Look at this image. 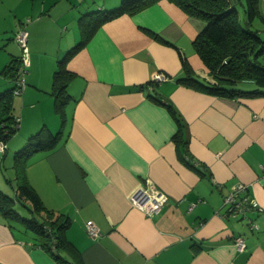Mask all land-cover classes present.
<instances>
[{
	"label": "crops",
	"instance_id": "1",
	"mask_svg": "<svg viewBox=\"0 0 264 264\" xmlns=\"http://www.w3.org/2000/svg\"><path fill=\"white\" fill-rule=\"evenodd\" d=\"M121 1L0 0V94L15 85L3 71L21 56L15 35L26 21L30 59L27 87L13 101L20 128L0 151V191L17 197L16 152L31 136L61 133L55 150L27 160L24 174L54 219L70 221L68 245L55 257L0 213V264H264V96L223 99L178 83L181 56L209 79L193 47L205 22L168 0L107 22L67 64L74 77L59 117L54 74L81 41L79 19ZM230 2L244 8V0ZM259 9L264 19V0ZM159 73L169 80L152 84ZM168 106L194 167L179 157L180 127ZM149 183L169 198L159 214L130 202ZM239 183L259 206L251 216L258 231L227 215L225 198ZM89 221L100 237L88 234ZM238 236L246 251L235 246Z\"/></svg>",
	"mask_w": 264,
	"mask_h": 264
},
{
	"label": "trees",
	"instance_id": "2",
	"mask_svg": "<svg viewBox=\"0 0 264 264\" xmlns=\"http://www.w3.org/2000/svg\"><path fill=\"white\" fill-rule=\"evenodd\" d=\"M158 1L160 0H122L117 8L90 12L79 19L81 41L58 62L54 74L53 94L56 97V111L61 119H65L66 106L70 98L67 86L74 77L67 69L69 61L90 42L104 24L122 15H136ZM168 1L176 4L188 16L206 23L193 41V47L208 70L209 79L208 81L200 79L188 60L181 56L184 76L178 80L179 84L223 99L264 96V19L260 15V0H246L245 25L242 24L238 9L231 5L230 0ZM256 21L261 23V30L254 28ZM156 38L161 39L159 36ZM20 57L3 71V75L15 83L11 90L0 94V142L6 145L14 138L21 124V121L17 122V117L12 114ZM168 109L180 127L174 136L179 157L188 166L194 167V163L193 165L190 163L192 160L189 142L184 136L183 124L176 111L171 106H168ZM60 134H53L50 130L42 128L31 136L26 146L16 152L14 167L19 181L17 197L12 198L0 191L1 215L9 221L18 220L23 223L40 239L41 247L55 257L68 245L65 231L70 221L61 220V217L54 219L53 214L46 210L28 183L24 171L27 160L35 153L46 150L51 152L56 149ZM16 203L26 207L32 217L30 219L20 217L15 210ZM42 213L44 217L41 220L38 215Z\"/></svg>",
	"mask_w": 264,
	"mask_h": 264
},
{
	"label": "built area",
	"instance_id": "3",
	"mask_svg": "<svg viewBox=\"0 0 264 264\" xmlns=\"http://www.w3.org/2000/svg\"><path fill=\"white\" fill-rule=\"evenodd\" d=\"M28 36L29 33L26 29V24H23L22 29L17 31L15 35V41L21 49V57L18 70V82L17 87L14 90V96H21L27 87V76L30 65ZM168 80V75L165 73H159L155 76L153 82L160 84ZM16 121L20 122L21 120L17 117ZM6 149L7 145L0 142V151L5 152ZM247 190L248 186L243 183H239L231 189L224 202L225 206H227V215L231 217H238L240 215L246 216L247 212L251 209H259L257 201L247 193ZM130 202L134 207L145 212L147 215H155L161 212L163 207L169 202V198L161 191L153 188L149 183L148 187H138L131 195ZM256 228L257 226L255 225L251 226L252 230ZM86 229L92 238L100 237L101 232L93 221L87 222ZM234 243L240 252L246 251L247 245L243 236L236 237ZM53 252L55 251L53 250Z\"/></svg>",
	"mask_w": 264,
	"mask_h": 264
},
{
	"label": "rangeland",
	"instance_id": "4",
	"mask_svg": "<svg viewBox=\"0 0 264 264\" xmlns=\"http://www.w3.org/2000/svg\"><path fill=\"white\" fill-rule=\"evenodd\" d=\"M117 7H115V8H117ZM245 8H246V2L244 0V8L238 7V9H239L238 11H239L240 18H241V21H242L243 25H245V20H246ZM26 23H28V21L23 22L22 24H26ZM22 24L20 25V27L18 28L17 31L22 29V27H23ZM254 28L261 30V28H262L261 27V23H259V21H256L254 23ZM241 86L245 87V85H241ZM65 117H66V115H65ZM15 210H17L16 212L18 213V215L20 217H23V218H26V219H30L32 217V214L28 211V209L26 207H24L23 205H21V204L16 203L15 204ZM254 213H259V211L255 210V209H251L250 211L247 212L246 216L240 215V216H238V219H239V221H245L247 227H249L250 229H251V226H254V225L257 226V228L254 229V230L258 231L260 229L259 223L254 221V219H251V216ZM254 230H252V231H254Z\"/></svg>",
	"mask_w": 264,
	"mask_h": 264
}]
</instances>
